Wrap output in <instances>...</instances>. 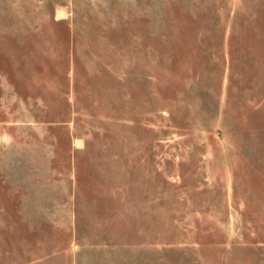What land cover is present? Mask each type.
Listing matches in <instances>:
<instances>
[{
    "label": "rangeland",
    "instance_id": "374dc122",
    "mask_svg": "<svg viewBox=\"0 0 264 264\" xmlns=\"http://www.w3.org/2000/svg\"><path fill=\"white\" fill-rule=\"evenodd\" d=\"M0 264H264V0H0Z\"/></svg>",
    "mask_w": 264,
    "mask_h": 264
}]
</instances>
